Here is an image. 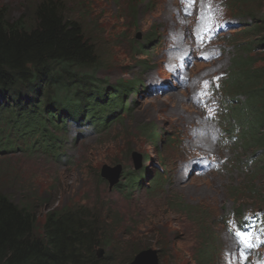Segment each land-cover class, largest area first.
<instances>
[{
  "label": "rangeland",
  "instance_id": "obj_1",
  "mask_svg": "<svg viewBox=\"0 0 264 264\" xmlns=\"http://www.w3.org/2000/svg\"><path fill=\"white\" fill-rule=\"evenodd\" d=\"M62 1L65 17L79 23L105 58L96 75L113 84L117 80L135 84L131 79L138 77V93L128 97V105L124 106L123 101L120 108L115 107L119 110L118 121H113L115 117L111 115L114 113L110 112L106 118V124L109 123L106 131L98 125L96 133L90 127L81 129V133L75 125L69 127L80 135H75L73 143L68 144V155L63 162L52 161L45 153L49 148L44 145V155L19 151L0 154V179L6 171L19 173L25 180L33 178L38 185L46 184L50 193L57 192L61 205L101 206L99 221L109 226L110 242L112 245L115 242L112 247L105 248L106 254L112 253L110 264L130 263L142 244V250L157 249L161 264H200L198 260L208 256L205 252L211 245L216 248L219 241L225 240L221 225L213 222L217 213L237 211L245 206L264 208V170L261 169L264 160H253L248 164L253 152L250 147L246 156L238 158L239 150L232 145L213 142L207 147L208 151L221 158L230 157L233 162L227 169L209 172L200 178L190 176L181 183L179 168H175L172 154L167 151L176 150L180 139L188 136L189 126L195 124L190 115L197 110L187 100L188 91L178 89L166 96H153L146 90L145 81L153 71L147 65L157 61L165 41L159 26L172 20L169 14L160 17L165 14L162 5L168 13L171 1L148 0L147 6L144 5L146 0L142 3L141 0ZM26 3L27 0H0V7L16 18ZM240 41V36L232 41L235 46L225 55V66L228 67L237 55H244L241 46L236 45ZM259 52L257 65L264 68V48ZM205 66L197 64L200 68ZM108 101L106 97L103 104ZM258 108L260 106L254 103L249 113L255 114ZM100 119L84 122L95 123ZM151 128L156 129L158 136L160 134L156 142L152 139ZM62 132L64 129L61 128L56 131L61 139ZM34 134L33 140L45 142L40 132ZM63 141L64 146L66 138ZM143 154L150 159L144 164L147 178L144 175L135 184L127 199L114 187L109 191L108 183L100 179L101 166L118 167L120 174L126 169L130 171L135 156ZM161 162H166V167L160 166ZM58 181L63 187L58 188ZM149 235L153 237L147 241ZM166 242L170 245L166 246Z\"/></svg>",
  "mask_w": 264,
  "mask_h": 264
},
{
  "label": "trees",
  "instance_id": "obj_2",
  "mask_svg": "<svg viewBox=\"0 0 264 264\" xmlns=\"http://www.w3.org/2000/svg\"><path fill=\"white\" fill-rule=\"evenodd\" d=\"M65 11L62 0H27L16 18L0 7V123L15 134L12 142L5 136L0 139L4 149L22 150L16 142L20 135L29 140L25 151L34 154L39 150L28 135L40 132L45 142L38 143L47 146L45 153L56 161L63 149L58 128L64 129L69 120L81 123L101 118L95 124L106 131L110 112L113 121H118L115 107L120 108L123 101L126 106L127 95L138 91L136 82L109 84L96 75L105 58L79 23L65 17ZM252 77L256 81L260 75L253 72ZM262 89L249 88L248 94L264 108ZM106 97L109 101L104 105ZM259 128L257 140L261 142L264 124ZM151 131L157 137L154 128ZM129 178L135 177L131 173ZM58 197L33 178L4 173L0 179V264L107 263L112 253L103 258L95 253L97 247L115 244L110 242L109 226L99 221L102 207L61 205Z\"/></svg>",
  "mask_w": 264,
  "mask_h": 264
},
{
  "label": "clouds",
  "instance_id": "obj_3",
  "mask_svg": "<svg viewBox=\"0 0 264 264\" xmlns=\"http://www.w3.org/2000/svg\"><path fill=\"white\" fill-rule=\"evenodd\" d=\"M169 1H171V0H169ZM164 7H165V5H162V8H164ZM228 15H229V17L234 19V15L232 12H228ZM234 30H237V32L234 34V35H237L239 33V28L235 27ZM262 30H264V23L263 24L261 23L260 25H258V28L255 30V32L253 34V36L255 37L254 42H256V46H251V44H250L249 48L245 52L242 51L244 55H237L232 60V62L230 63V68L228 70L229 73L227 72L226 75L224 76V85H223V91L228 97L227 101L229 103L231 111L233 112V116L236 118L240 130L247 137V148L250 147V149H252V151H253L252 154H250L249 156H250V158H257L258 156H260L258 159L259 162L264 160V140L261 142H258V140H257L258 132L262 130V128H259V126L261 124H264L262 121V119L264 118V108L263 107L258 108V110L255 112V114L249 113L250 107H252V105L254 103L256 104V106H263V105L261 103H259L256 99L250 98V96L248 94V90H249V88H254V87H256L258 89V87H261L262 84H264V77H263L264 68L259 67L257 65L259 60H260L259 59L260 58V54H259L260 52L259 51L261 48H264V43L262 42V39L260 37V33ZM226 40L228 43L225 46V48H230V47L235 46V44L232 43V41H234L232 36L227 37ZM140 47H141V45H140ZM228 51H227V53H228ZM138 63L141 64V62H138ZM147 66L153 67V64H150ZM100 69H98V70H100ZM98 70H96V71H98ZM246 72H248V76L244 75ZM253 72H257L260 75V78L256 81L252 77ZM191 73H193V72H191ZM261 78H263V79H261ZM100 79L105 80L106 78L105 79L100 78ZM178 89L184 90L182 88L176 87L173 90H171L169 94H172L174 91H176ZM137 93H138V91H137ZM129 96H130V94L127 95V101H128ZM241 98H244V100L242 101ZM126 105H128V103ZM129 111H130V109H129ZM84 121H82L81 123H77V122H74L71 120L66 122L65 128H64V136H62V139L64 140L66 138L67 143L63 146V149L61 151L62 154L58 157V160L56 159V161H54L50 158L52 161H54L55 163L65 161V159L67 158V155H68L67 154L68 144L73 143V141L76 139L75 135H80L79 133L76 134V131H74V130H71V129L69 130V127H73V128L75 126L78 127L80 133H81V129H85V128L90 127L92 129L93 133H96V131H97L96 124L95 123H88V122H84ZM71 124L73 126H71ZM0 128L3 130L1 135H0V139L3 136H5L8 138V140L10 142H12L14 140L15 134L8 133L6 128L1 123H0ZM150 132H151V136H152V131L150 130ZM154 133L156 134L155 128H154L153 134ZM28 137L31 138V140L33 141L34 148L38 149L40 151L39 153L37 151L34 154H43L42 153V145L40 143H38V140H36V141L33 140V137L31 135H28ZM70 138H71V140H70ZM159 138H160V134H159V136L157 135V137L152 136V139L155 142ZM16 142L18 145L23 146L22 150H16V151H20L22 153L26 152L25 149L29 146V140L27 139V137L19 135V137L16 139ZM63 142L64 141H62V143ZM154 145L157 148L155 143H154ZM190 145L192 146V150H193L194 156L196 158L195 149H197L198 147H202V146L205 149L206 146L208 145V143L205 140H199V141L190 142ZM5 150L7 151V154H9L11 152H15L14 149L9 150V149L2 148L1 142H0V152H4ZM177 150H178V147L176 148V150L167 151L168 154H170V155L172 154V157H171L172 161H173V157L175 156ZM7 154H5V155H7ZM242 156H243L242 153L240 151H238L237 157L241 158ZM146 161H150V160H147L146 154H143L142 156H138V155L135 156V159L133 161V167L131 168V170L128 171L126 169L125 171H121V173L124 172V174H123L124 181L122 182V179L120 178L121 177V173H120L118 176L117 182L111 188H109V182L106 179H104L103 177H101V175H100V171H101L102 166L106 165V164H103L100 168V171H99V175L101 177L100 179L108 183V190L109 191H111L113 187H114V189H116L117 192H119V190L123 189L120 193L125 197V199H127V195L133 191L135 184L139 180H142V177L144 178V175H145V178H147L146 173H145L146 165H144ZM161 165L163 167H166V162H161L160 166ZM153 166H155V165L153 164ZM108 167H110V166H108ZM261 169L264 170V165L261 167ZM154 170H155V172H157L158 168H156ZM131 173L133 174V176L135 178H132V179L129 178ZM119 183H121L119 185L120 187H118V185H117ZM148 187H150L149 183H148ZM150 191L153 192V190L151 188H150ZM141 251H143V250H141Z\"/></svg>",
  "mask_w": 264,
  "mask_h": 264
},
{
  "label": "water",
  "instance_id": "obj_4",
  "mask_svg": "<svg viewBox=\"0 0 264 264\" xmlns=\"http://www.w3.org/2000/svg\"><path fill=\"white\" fill-rule=\"evenodd\" d=\"M101 177L109 182V188H111L118 180L119 169L118 167H108L103 165L100 171ZM99 256L103 255V251L98 250ZM156 251L148 249L143 250L135 256V259L130 264H155ZM141 258L143 262H141Z\"/></svg>",
  "mask_w": 264,
  "mask_h": 264
},
{
  "label": "bare ground",
  "instance_id": "obj_5",
  "mask_svg": "<svg viewBox=\"0 0 264 264\" xmlns=\"http://www.w3.org/2000/svg\"><path fill=\"white\" fill-rule=\"evenodd\" d=\"M150 160V159H149Z\"/></svg>",
  "mask_w": 264,
  "mask_h": 264
}]
</instances>
